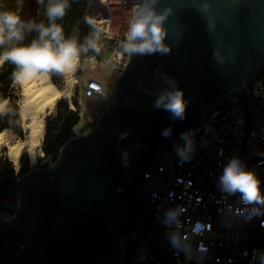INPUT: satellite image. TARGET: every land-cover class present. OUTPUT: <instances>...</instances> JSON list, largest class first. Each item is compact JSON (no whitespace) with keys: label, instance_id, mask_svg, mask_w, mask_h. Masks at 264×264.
Segmentation results:
<instances>
[{"label":"water","instance_id":"1","mask_svg":"<svg viewBox=\"0 0 264 264\" xmlns=\"http://www.w3.org/2000/svg\"><path fill=\"white\" fill-rule=\"evenodd\" d=\"M154 8L172 9L164 21L169 54L127 55L99 126L66 141L52 167L16 182L9 191L17 197L15 211L0 216V264H119L121 242L143 230L145 176L156 173L157 156L257 82L264 66V0H157ZM165 77L184 93L182 120L153 108ZM123 132L128 136L121 141ZM11 247L18 250L9 257Z\"/></svg>","mask_w":264,"mask_h":264},{"label":"built area","instance_id":"2","mask_svg":"<svg viewBox=\"0 0 264 264\" xmlns=\"http://www.w3.org/2000/svg\"><path fill=\"white\" fill-rule=\"evenodd\" d=\"M108 16H92L99 30L100 54L109 41L117 42L121 50L126 33L113 31L111 10L126 6L134 12L133 0H99ZM89 27L84 39L93 33ZM81 62L96 63V56ZM86 96L102 92L96 81L84 88ZM204 125L188 137L193 149L187 159L178 156L167 161L157 156L154 175H146L147 212L142 232L119 264H264V204L245 203L240 193L221 190L219 178L231 159H238L245 171L259 181L264 196V161L258 159L264 149V88L258 83L244 87L213 112L201 118ZM186 141L180 143L185 146ZM183 208L179 227L165 223V213ZM259 211H256V210ZM178 232L183 239L177 247L171 236ZM184 243L187 250L184 249Z\"/></svg>","mask_w":264,"mask_h":264},{"label":"clouds","instance_id":"3","mask_svg":"<svg viewBox=\"0 0 264 264\" xmlns=\"http://www.w3.org/2000/svg\"><path fill=\"white\" fill-rule=\"evenodd\" d=\"M23 0H17V10H0V66L10 62L16 66L12 77L18 83H24L38 75L50 73L64 74L75 70L81 54H86L90 50L100 52L98 41L100 39L99 30L95 29L93 22L85 17L88 24L92 26L93 33L80 45L76 39H66L63 27L56 23L63 19L70 8L69 0H47L46 16L48 24L36 23L35 21H23L19 15V8ZM44 4L45 0H38ZM157 0H143L135 6V10L128 20V30L122 41L121 47L129 57L134 55H153L159 53L167 55L170 47L165 44L167 31L164 28V21L171 13L168 8L162 13H158L154 5ZM209 7V5H205ZM3 6L0 5V9ZM35 31L38 37L28 45H24L25 34ZM166 88L160 91L153 102L154 109H162L171 114L173 120L184 119L187 101L184 93L180 90L176 82L165 77ZM8 101H0V116L8 114ZM172 133L171 127L165 128L162 132L164 137H169ZM128 136L127 132L120 133L119 140H124ZM186 143L184 147L177 148V154L187 159L188 154L193 149V142L187 134L182 137ZM129 152L121 154L125 166L129 163ZM221 190L228 194L240 193L245 203L264 204V196L259 190V181L250 171H245L238 159H231L224 167L219 178ZM184 211L183 208L169 210L165 213V223L169 226L175 224L179 227V216ZM256 211H259L258 209ZM183 241L178 232L171 236V242L179 247ZM184 242V241H183ZM184 249L187 245L184 243Z\"/></svg>","mask_w":264,"mask_h":264},{"label":"trees","instance_id":"4","mask_svg":"<svg viewBox=\"0 0 264 264\" xmlns=\"http://www.w3.org/2000/svg\"><path fill=\"white\" fill-rule=\"evenodd\" d=\"M92 2L93 0H69L70 8L67 10L63 19L57 20L56 23L63 27L66 39H76L78 44L82 45L85 42L84 34L88 33L89 27L85 24V17H92ZM46 4L38 3V0H23L19 8V15L23 21H35L36 23L48 24L46 16ZM0 5L3 6L0 10H17V0H0ZM38 37V33L32 31L25 34L23 41L24 45H28L32 40ZM4 49H0L3 51ZM94 51H89L86 54H81L80 59L84 57L94 56ZM16 66L12 63L6 62L0 67V101H8V114L0 116V132L3 130H10L16 136L23 139L24 132L21 127L19 118L18 106L12 98V86L14 79L12 77ZM80 74V69L77 70L76 75ZM50 80L57 86V80L53 73L49 74ZM257 82L264 88V66L260 72ZM72 105L76 111L70 109L66 101L59 100L56 103L55 111L52 116L45 119L44 137L41 145V152L43 157H49L54 154L59 148L69 139L73 137V129L79 122V105L77 102L76 93L72 99ZM204 122L198 121L192 128V133L197 132ZM5 150H3V154ZM259 160L264 161V149L258 157ZM40 160V158H38ZM30 173L29 160L27 150H23L19 159L18 169L4 156H0V214L11 217L15 211V199L9 195V191L14 187L16 182L24 175ZM13 205L12 210H8L7 205Z\"/></svg>","mask_w":264,"mask_h":264},{"label":"rangeland","instance_id":"5","mask_svg":"<svg viewBox=\"0 0 264 264\" xmlns=\"http://www.w3.org/2000/svg\"><path fill=\"white\" fill-rule=\"evenodd\" d=\"M102 7L103 6L101 5L99 0H93L92 10L94 17L97 15H103V11H106L108 16L107 10ZM110 14H112L113 18H116V23L113 24L112 28L113 31L119 33L120 35L126 33L128 30V20L133 14L132 10L126 6H123L120 9L113 8ZM120 50L121 48L118 46L117 42L108 41L104 46L102 52L96 56V63H83L79 58V62L75 68V71L72 74V79L74 81L72 96L68 101L60 99L66 101L69 104L70 109L76 111L72 105V99L75 93L77 95V102L79 105V122L77 126L73 129L72 138L85 136L94 129H96L99 126L102 114L112 106L114 102V94L117 80L127 61V54L123 51L121 52V60H118L117 55L114 54L115 52L118 53ZM78 69H80V74L77 76L76 72ZM53 75L57 80V87L59 89H63L65 87V74L53 73ZM90 81H96L100 84L102 89V92L100 94L91 97L86 96L84 88ZM18 94L19 85L15 81L12 86V98L17 106ZM53 114L54 112L49 114L47 117L52 116ZM19 118L21 121L22 130L24 132V137L23 139H21L10 130H3L2 132H0V156L4 155L7 158L9 147L11 145H14L18 141L24 140L26 133L28 132L27 126L31 121V117L27 118L26 121H22L20 115ZM177 148H181L180 144L173 146L170 151L162 154V156H164L167 161H173L179 156L177 154ZM3 150H5L4 154ZM59 150L49 157H43L40 147L39 151L35 155L34 161L30 160V157L27 152L30 173L45 170L52 167L53 164L56 162L57 158L59 157ZM38 158H40V160H38ZM14 166L18 167L19 162L17 166ZM9 195L15 199V205L17 206V197L10 194V192ZM6 207L9 211L13 209V205L11 204L7 205ZM0 216H2L3 218H8L2 214H0ZM134 239L135 238L133 236H130L123 240L122 243L124 247V254L128 253L129 250L133 247ZM17 250V248L11 247L9 250V257H12L17 252Z\"/></svg>","mask_w":264,"mask_h":264},{"label":"bare ground","instance_id":"6","mask_svg":"<svg viewBox=\"0 0 264 264\" xmlns=\"http://www.w3.org/2000/svg\"><path fill=\"white\" fill-rule=\"evenodd\" d=\"M75 71V70H74ZM65 74V87L59 89L53 84L49 75H38L24 83H18V106L22 121L31 117L24 140L18 141L8 149V160L17 166L22 151L27 150L31 161L39 151L45 130V118L54 112L60 99L69 100L72 96L74 81L73 72Z\"/></svg>","mask_w":264,"mask_h":264}]
</instances>
